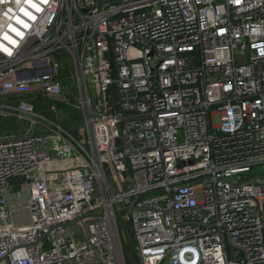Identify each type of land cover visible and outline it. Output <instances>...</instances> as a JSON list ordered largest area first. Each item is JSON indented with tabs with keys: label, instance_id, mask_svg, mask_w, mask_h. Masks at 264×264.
<instances>
[{
	"label": "built area",
	"instance_id": "obj_1",
	"mask_svg": "<svg viewBox=\"0 0 264 264\" xmlns=\"http://www.w3.org/2000/svg\"><path fill=\"white\" fill-rule=\"evenodd\" d=\"M32 2L0 0V119L30 125L0 264H128L129 231L141 264H264V0Z\"/></svg>",
	"mask_w": 264,
	"mask_h": 264
},
{
	"label": "rangeland",
	"instance_id": "obj_2",
	"mask_svg": "<svg viewBox=\"0 0 264 264\" xmlns=\"http://www.w3.org/2000/svg\"><path fill=\"white\" fill-rule=\"evenodd\" d=\"M73 100V98H71ZM37 106V109L42 112H47L50 110L52 106L55 105V102L50 101L44 97H40L34 101ZM57 105V104H56ZM59 110L63 113V125L67 126L70 129H77L81 126L82 120H79L76 117L75 111H73L69 106L57 105ZM30 125L25 121H21L18 119L7 118L0 119V139L4 137H20L29 132ZM238 174L242 175L245 178H249L252 176H258L262 174L261 167H246L240 168L238 170ZM136 242L131 238V240H124V250L125 253H129L131 249H136Z\"/></svg>",
	"mask_w": 264,
	"mask_h": 264
},
{
	"label": "trees",
	"instance_id": "obj_3",
	"mask_svg": "<svg viewBox=\"0 0 264 264\" xmlns=\"http://www.w3.org/2000/svg\"><path fill=\"white\" fill-rule=\"evenodd\" d=\"M127 239L131 240L130 231L127 233ZM126 255H127L128 264H138L139 262L138 253L135 250L131 249L128 254L126 253Z\"/></svg>",
	"mask_w": 264,
	"mask_h": 264
},
{
	"label": "water",
	"instance_id": "obj_4",
	"mask_svg": "<svg viewBox=\"0 0 264 264\" xmlns=\"http://www.w3.org/2000/svg\"><path fill=\"white\" fill-rule=\"evenodd\" d=\"M100 3H102V0H100ZM135 208V206H134V203L130 206V209H134ZM122 213V211H118V214L120 215ZM133 237H134V234L133 233H131V238L133 239ZM138 259H139V257H138ZM138 264H141V262L139 261L138 262Z\"/></svg>",
	"mask_w": 264,
	"mask_h": 264
},
{
	"label": "snow or ice",
	"instance_id": "obj_5",
	"mask_svg": "<svg viewBox=\"0 0 264 264\" xmlns=\"http://www.w3.org/2000/svg\"><path fill=\"white\" fill-rule=\"evenodd\" d=\"M27 2L30 3L32 5V7H37V5L32 2V0H27ZM37 10H39L38 7H37Z\"/></svg>",
	"mask_w": 264,
	"mask_h": 264
}]
</instances>
